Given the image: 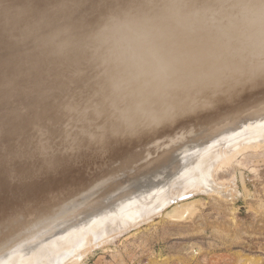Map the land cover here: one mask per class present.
Here are the masks:
<instances>
[{
  "label": "bare ground",
  "instance_id": "obj_1",
  "mask_svg": "<svg viewBox=\"0 0 264 264\" xmlns=\"http://www.w3.org/2000/svg\"><path fill=\"white\" fill-rule=\"evenodd\" d=\"M262 84L264 0H0V264H68L80 261L94 245L108 243L111 239L108 236L121 229L123 224L120 227L118 224L123 222L116 224L120 219L116 221L115 218L108 222L109 218L106 223L102 217L105 214L98 213L86 223L80 220V225L63 235L66 239L63 247L60 245L64 242L59 245L62 240L54 242L60 248L54 249L56 245L49 244L52 248L46 250L41 246L46 253L56 254L51 258L45 256L43 250L26 257L21 247H16L36 230L53 222L54 216L64 207L61 203L69 197L74 201L82 191L90 195L96 193L97 182L112 178L113 170L117 169L110 164L134 163L140 155L132 151L150 144L152 147L159 145L160 141L174 135L178 126L187 129L194 118L202 119L204 126L198 130L206 135L209 125L214 129L219 127L221 132L231 130L230 126L236 129L225 135L222 133L220 138L218 135V139L215 136L209 145L205 144L211 134L208 138L205 135V149L221 139L236 138L246 130L245 136L252 130L257 135L254 136L259 137L264 132V121L248 122L254 110L250 115L245 114L246 120L249 117L246 125L234 122L241 123L238 117L246 111L245 105L238 106L242 102L240 93ZM262 114H256L258 121ZM252 115L251 119L256 118ZM258 115H261L259 119ZM193 132L195 134L196 130ZM253 133L249 131L250 135ZM241 134L244 136L243 132ZM191 145V150L199 146ZM200 150L198 147L197 154ZM177 151L174 153L180 154ZM165 152L164 160L170 153ZM182 154V160L188 162V157ZM175 163H178L177 158ZM185 163L173 177L178 179L176 182L181 180L180 186L186 191L196 186L195 190L192 188V195L207 191L204 185L203 189L197 185L208 176L203 169L205 165L197 170V163L194 169ZM123 168L121 166L118 171ZM194 172L200 175L193 179ZM128 182L131 181L125 183ZM157 182L129 198L130 202L117 203L116 207L120 209L128 202L126 206L132 208L131 205L138 204L137 200L135 203L132 200L141 199L147 193L158 191L163 196L161 190L165 185ZM140 183H131V186ZM183 189L178 193L180 199ZM186 191L184 194L191 195ZM153 193L150 196L154 197ZM104 198L107 200V196ZM175 198L172 201L180 200ZM116 212L115 216L119 214ZM121 213L116 218H120ZM126 213L122 214L126 216ZM101 218L104 225L99 222ZM96 221L100 225H96ZM68 226L71 225L64 227ZM52 227L50 231L55 225ZM85 227L87 235L78 232L85 231ZM69 237L72 240L69 241ZM95 240L100 243L92 244Z\"/></svg>",
  "mask_w": 264,
  "mask_h": 264
},
{
  "label": "rangeland",
  "instance_id": "obj_2",
  "mask_svg": "<svg viewBox=\"0 0 264 264\" xmlns=\"http://www.w3.org/2000/svg\"><path fill=\"white\" fill-rule=\"evenodd\" d=\"M240 94L242 95V98L240 97L242 102L239 103L238 106L242 107L243 105H245L243 109H245L246 111H244V113L241 114L243 119H242L241 115H240V117H238L239 120L241 119L242 122H245L246 119L244 117H246L247 114L250 115L251 112L254 110L252 112V114H254V117L256 116V118L251 119V118H253L252 117L253 115L251 114L250 118L248 117L250 120L247 118V120H249L248 122H250L252 120H255L256 123L260 122V121L261 122L264 121V118H263L264 112L261 111L264 108V106H262V105H264V84H262V86L260 85V87H254L253 86L251 89L246 90V91H242ZM258 103L260 104V106H257ZM249 106H250V108L251 107L252 108L249 109L248 108ZM259 110H260V113H256V114H262L263 113L262 114L263 117L260 118L261 115H258V119L259 118L262 119V120L259 119V121H258L257 115L255 114V111L259 112ZM201 120L202 119L194 118L193 121L188 123L187 129H184L183 126H180V127L178 126L179 128L177 127V129L174 131V135L170 136L165 141L163 139L162 141H160L161 143L159 145L152 147V145L150 144V145L146 146L145 148L140 147V148H137L136 150L132 151L133 153L140 155L139 159H137L132 164L128 165V162H127L125 165H122L120 163V161H118V160H117L118 162H113V164H110L111 168H114V169L117 168L116 170H113L114 172H113L112 176L108 175V176H111L112 178L114 176L115 180L112 178H109L108 180L103 179L102 181H98L97 186H96V189H97L96 193H92L90 195L89 192L82 191V193L78 194V195L81 194V197H78V195H76V197L78 199L73 201L72 199H69L72 197H69L67 199L69 202H67V200L64 201L65 203L67 202L68 204H65L64 202L61 201L63 203V205L61 203V206L62 207L64 206V207L61 211H59L54 216L55 220L53 222L49 223L48 225H46L45 227H42V228L36 230V232H34L32 234L33 236H31L29 239L25 240L24 242H21L24 246H21L22 244L20 243L16 247H19V248L21 247L20 248L21 253L26 257H29V255L31 256L32 253L37 252L38 250L39 251L43 250L42 253H46L47 248L49 249L51 246H54V245H56L53 247L54 249L63 247L66 244L64 242L66 239L63 238V235H66L67 233L72 231L74 229L73 227H75L76 225H80L83 222L84 223L88 222V220L91 219L93 217V215L97 216L99 214H105L102 216L103 218H105L104 219L105 221L111 219L108 222H112L114 218H115L114 220H116V221L120 219L119 221H117L116 224H118L119 222L122 221L123 223L118 224L119 225L118 227L121 226L120 224H123V226H121L122 228L121 229L118 228L119 229V230L117 229L118 231L116 230L110 236H108L111 239H109L107 237L109 239L108 243H105L101 246H98V245L95 246L94 245V247L90 251H88L87 254H85L83 256V258L81 257L80 261L70 262L71 264H264V136H263L264 132H262V131H264V129L262 131L259 130L262 132L259 135V137H255L257 135H255L253 133L255 131H252V130H248V134H247L248 136H245L246 131H247L246 130V131H242L244 133V136H243V134H241L242 132H240V135L239 136L237 135L236 138H231L229 141H224L221 139L218 143L216 142L213 147L206 148L207 149L206 150L205 149L206 146H204V144H205V140L208 137H210L209 133L211 134V137H210L211 139L208 138L206 140L205 145L211 144L210 142H212L214 139H216L215 136L218 139V135L220 138L223 135L222 133H224V135H225V133L228 134V132H230L231 130H232L231 132H234L236 129L232 128V126H230L228 124V127L230 126L231 130L229 129V131L227 130V132H225V131L221 132V130L218 131L219 127L217 128L215 126V129H214L213 128L214 126L209 125L207 127V129H205L206 131H208V132H206L209 135L208 136L204 133L199 132L200 128L203 125V121H201ZM247 120H246V123H242V122L241 123L234 122V123L240 124V126H241V124L246 125ZM226 122H229V121L227 120ZM255 122L253 121L252 123L255 124ZM252 123H250V124H252ZM262 127L264 128V123H263ZM216 128H217V130H216ZM195 130H196V132L194 134L193 131H195ZM249 131H251V133H253V134L250 135ZM191 132H193V133H191ZM216 132L218 134H216ZM190 133H191V135H190ZM192 134L196 137L198 134H201V135L204 134V136L203 135H202L203 137L200 136L201 137V139H200L199 136H198V138H196ZM205 135H206V137L207 136L208 137L206 138ZM249 135L252 136V139H250L251 137ZM192 136L194 138H192ZM184 137L186 139V142L184 141L185 139L183 140ZM187 137L189 139L191 138L192 142L194 140V142L191 143V140L187 139ZM204 137H205V139H204ZM253 137H255V138L253 139ZM199 139L203 143L198 141ZM195 140L198 142H196ZM178 141H180V143ZM171 142H173L174 145ZM195 142L199 146L195 145ZM187 143H188V145H187ZM190 143L194 144L195 147L196 146L197 147L193 148L194 150H191L192 148L190 146H193V145H191ZM247 143H248V145H247ZM170 144H172V145L170 146ZM182 144H184V147ZM186 146H188V149L186 148ZM163 147H165V148L169 147V148L166 150ZM189 147L191 149H189ZM198 147L201 150L197 154L198 151H196V150H198ZM181 148H183V149L181 150ZM184 148H186L189 151L191 150V152L188 151V153H187L188 155L185 154L186 149L184 150ZM177 149H180V152H178L179 150L177 151ZM208 149H209V151H208ZM233 150H235V151H233ZM165 151L171 153V154L168 153L169 155L166 156V160H164L165 155H166ZM174 151H177V153H180L182 155V158L179 157L180 154H176V152L174 153ZM181 151H183L184 154L188 157V160H187L188 162H186L185 160H182L184 157L182 154L183 152L181 153ZM202 151H204V152H202ZM160 152H162V153H160ZM200 152L203 153V155ZM172 153L174 155L176 154L175 157L177 158L178 163H180L181 165H179L178 163H175L176 158L173 157L174 155L172 156ZM163 154H164V156H163ZM189 154L190 155L192 154L195 158L191 155L192 157H190L191 158L190 159ZM198 155H199V158H198ZM162 156L164 157V159L162 158ZM168 156L171 157L170 160H168L169 159ZM201 157L202 158L204 157V159H202ZM159 158H160V160H159ZM174 158H175V161H174ZM178 158H181L180 162H179L180 159L178 160ZM225 159H227L228 161ZM158 160H159V162H158ZM155 162L157 164H155ZM161 162L164 164V166L162 164H160ZM168 163H171L173 165H171V164L169 165ZM184 163L185 164L188 163L189 164L188 167H190V165H191V167H193V169H194L195 164L197 163V170L200 169L198 167L203 168V166L205 165L203 169L206 172L205 175L206 176L208 175V176L203 180L204 182H202V183L200 182L199 184L197 182V185L201 186V187L199 186V189H203L202 185H204V189L205 190L207 189V191H203L202 193H201V191L195 192L196 194L193 193L194 195H192L191 191L195 190L194 188L196 186L194 187L191 185L193 190L191 187H189L191 190L188 188L189 191H186L187 189L182 188L183 185L180 186L181 180H179L180 182H178V183L176 182V181H178V179L173 178V177L179 171V168H181L184 165ZM158 164H159V166H158ZM121 166H124L123 170L118 171ZM147 166H149L151 168H149ZM165 167L167 168L166 170L168 171V174H166L167 171L165 170ZM173 167L174 168L176 167L175 170ZM160 168L161 169L164 168V169L161 170ZM169 168L172 170H170ZM127 169L130 171H128ZM138 169H140V170H138ZM131 170H133V171H131ZM135 170H137V171H135ZM144 170L147 172L145 173ZM157 170H159V172H156ZM194 171H196V170H194ZM131 172H133V173L131 174ZM142 172L145 173L146 175H143ZM148 172H150V174ZM155 172H156V174H155ZM154 174H155V176H154ZM164 174H165V176L163 178H161ZM192 174H190V175L192 176ZM194 174H196V175L192 177L193 179L200 175V174L198 175L197 172H194ZM120 175L121 176L124 175L122 177V179H120L121 178ZM139 175H140V177H139ZM151 175L154 177H152ZM129 177L131 179L135 178V180L133 179V181H132V180H130ZM116 178H118V179H116ZM124 178H126V179H124ZM123 179L125 182L131 181V182H128L130 185H128V183H125L123 181ZM140 179H141V181H140ZM110 180H112V183L114 182L115 185L114 184L111 185ZM106 181L108 183H106ZM119 181L120 182L123 181L122 183L124 185H126V184L127 185L124 187V185H122ZM154 181H156V182L158 181L157 183H159V185H163V184L165 185V189L161 190L164 193L163 196H160V195H162V193L161 192L157 193L158 191H156V193L152 192L154 194V197H153V195L150 196L152 193H149L150 195H148V193H147L145 197L143 195L144 198L140 197L141 199H139V198L133 199L132 201H134V203H135L136 202L135 200H137L138 204L136 202V204L131 205L132 208H130V205H129V209H128V206H126V204L128 202H130V201H128V199L137 195L141 191L148 190L150 188L149 186L152 187L153 184L156 185L155 183H153ZM133 182H135V183L143 182V183H140L139 185L136 184L134 186L133 185L131 186V183L135 184ZM102 183L103 184L106 183L105 185H107V186L105 187V185H103ZM147 184H148V186L145 187V185H147ZM101 185H103V186H101ZM116 185H118V187ZM172 185H173V187H172ZM100 186H101V188L103 187L104 189H101ZM177 186H179L180 188ZM98 187L100 188L99 191H98V189H99ZM108 187H110V188L112 187L111 188L112 190L110 188H109L110 190L107 189ZM113 187H116L117 189L116 188L113 189ZM119 187H121V188H119ZM166 188H167V190H166ZM177 189H179L178 192H177ZM182 189L184 190V193H185V191L187 193L190 192L192 197L183 199L182 196L183 195L185 196L187 194L181 193L182 195H181V199H180L179 198L180 196L178 195V193L180 194ZM103 190H105L106 192H102ZM133 190H134V193H132ZM214 190H216V191H214ZM117 191H120V192H117ZM208 191H210V192L208 193ZM85 193H87V194H85ZM175 193H177V195H175ZM117 194L118 195L121 194L124 198L122 196H118ZM82 195H84V197ZM125 195H127V196H125ZM173 195L177 196V197L175 198V197H173ZM106 196H107V200H105L106 198H104ZM115 196L116 197L118 196V197L116 198ZM73 197H75V196H73ZM108 197H110V199ZM148 197H149V199H148ZM151 197L153 198V200ZM75 198H73V199H75ZM119 198H123V199L116 200ZM173 198H175V200L177 198H179L180 200L177 199V200H179L177 202L174 200L172 201ZM84 199H86V200L84 201ZM102 199H103V201H101ZM99 200H100V202H99ZM108 200H110V201H108ZM148 200H150V201H148ZM154 200H155V202H154ZM93 201H94V203H93ZM113 201H115V202H113ZM124 201H128L124 205L125 209H121L122 207L124 208V206L120 207V209L118 207H116V205H118L119 203L124 202ZM158 201H159V203H158ZM95 202L97 204H95ZM101 202H104V203L101 204ZM69 203L71 205H69ZM90 204H92L93 206ZM108 204H111V205H108ZM87 205H88V207H86ZM105 205H108V206H105ZM147 205H148V207H147ZM90 206L94 210H91ZM65 208H66V210H65ZM87 208H90V209L88 210ZM116 208H117V210H116ZM86 209H87V211H86ZM97 209H98V211H97ZM141 209H143V210L141 211ZM103 211H105V212H103ZM113 211L114 212L117 211L119 213V214H117V212L115 213V214H117L116 215L117 217H118V215H120L121 212L124 214L127 212L126 216L127 215L128 216L126 218V216H124V214L121 213V216H119L120 218H116ZM124 211H126V212H124ZM128 211L132 214H130V213L128 214ZM76 212H78V213L80 212L82 214H80V213L78 214ZM77 214H78V216H75ZM88 214L90 215V217ZM72 215L74 216V218H71V219L68 218V217H73ZM122 215L125 217V218L124 217L123 218L126 221L124 219L121 220ZM64 218L65 219L68 218V220H70V221L65 220L66 222L65 223L63 222L64 223L63 224L62 221H64ZM80 220H82V222ZM104 220L101 218L99 222H101L102 225H104L105 224ZM58 222H60V223H58ZM99 222L97 223V221H96V225H98ZM54 223H57L58 226ZM106 223H107V221H106ZM67 224H69L71 226H68L65 228L64 226H67ZM54 225H55V228H54ZM92 226H95V222L90 226V229L93 228ZM51 227L54 228L51 231L52 232L55 231L53 234H51L52 232L50 231ZM63 228H64V230H63ZM56 229H57V231H56ZM84 229H85V231L81 230L78 232H81V234H82V232L85 233V232H87V230L90 231L89 227H88V229L86 227ZM42 232H45V233H42ZM49 232H51V233H49ZM40 233H42L44 235V237ZM73 233L76 234V232H73ZM73 233L71 234V237H72ZM78 234H79L78 236H80V233H78ZM39 235L41 236V238ZM78 236L76 235V237H78ZM42 237H43V239H42ZM71 237H69L68 240ZM89 238L90 237H88V239ZM36 239H37V241H36ZM58 239H59V241H58ZM29 240L31 242L27 243V241H29ZM60 240H62V241L60 242ZM70 240H72V239H70ZM89 240H92V238H90ZM52 241H53V243H50ZM95 241L94 242L90 241V243H92V242H93L92 244H94V243L99 244L100 243V242H97V240H95ZM54 242H60L59 245L63 242L64 243L61 244L59 247L58 243L56 244ZM26 243H27V245H26ZM49 244H51V246ZM45 245H47V246L45 247ZM41 246L44 247L46 250L44 251V249H42ZM39 248H41V249H39ZM14 250H16L15 247H14ZM29 251H31V252H29ZM80 251L81 250H79V253H80ZM47 253L45 254V256L48 255V258H51V257L56 255V254H54L53 251H47ZM70 263H68V264H70Z\"/></svg>",
  "mask_w": 264,
  "mask_h": 264
},
{
  "label": "water",
  "instance_id": "obj_3",
  "mask_svg": "<svg viewBox=\"0 0 264 264\" xmlns=\"http://www.w3.org/2000/svg\"><path fill=\"white\" fill-rule=\"evenodd\" d=\"M190 197H192L191 195H186V196H184V197H182L183 199H186V198H190Z\"/></svg>",
  "mask_w": 264,
  "mask_h": 264
}]
</instances>
